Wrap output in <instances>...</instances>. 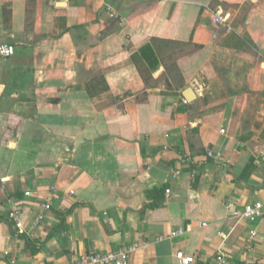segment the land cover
<instances>
[{
	"label": "crops",
	"instance_id": "0c3cea01",
	"mask_svg": "<svg viewBox=\"0 0 264 264\" xmlns=\"http://www.w3.org/2000/svg\"><path fill=\"white\" fill-rule=\"evenodd\" d=\"M1 43L0 264H264L230 216L264 202V0H0Z\"/></svg>",
	"mask_w": 264,
	"mask_h": 264
},
{
	"label": "built area",
	"instance_id": "2783aa9c",
	"mask_svg": "<svg viewBox=\"0 0 264 264\" xmlns=\"http://www.w3.org/2000/svg\"><path fill=\"white\" fill-rule=\"evenodd\" d=\"M217 22L220 24H227V18L223 15H218ZM229 28V27H228ZM15 54V46L10 43L0 44V56L9 57ZM224 132V130H222ZM212 155L211 152H209ZM179 172L175 171L173 178L178 176ZM73 193V191H71ZM171 192L170 188L166 189V193ZM30 192H26V195H30ZM49 203V202H48ZM48 203L41 205V213L38 216V221H42L46 218V211L49 207ZM23 210L21 208H13L8 213L9 221L20 231H24L22 225ZM230 216L235 218L246 219L249 223L254 224L258 220L264 217V202L255 201L253 203L247 204L243 209H232ZM202 225H207V223H202ZM187 229L181 227L172 231V234H179ZM225 239L227 235L220 233ZM258 236L256 229L250 230L248 237V245L251 246L254 239ZM137 247V244L132 246H121L115 250L102 251L99 249H93L87 253L82 254L73 264H130L131 251ZM177 258L181 260L184 264H192L196 260V255H186L184 251H178L176 254ZM215 261L219 264H228V260L223 250H219L215 256Z\"/></svg>",
	"mask_w": 264,
	"mask_h": 264
},
{
	"label": "water",
	"instance_id": "95a60500",
	"mask_svg": "<svg viewBox=\"0 0 264 264\" xmlns=\"http://www.w3.org/2000/svg\"><path fill=\"white\" fill-rule=\"evenodd\" d=\"M192 92H193V90L191 88H188L185 90L184 95H185V99L187 101H189L192 98Z\"/></svg>",
	"mask_w": 264,
	"mask_h": 264
},
{
	"label": "trees",
	"instance_id": "16d2710c",
	"mask_svg": "<svg viewBox=\"0 0 264 264\" xmlns=\"http://www.w3.org/2000/svg\"><path fill=\"white\" fill-rule=\"evenodd\" d=\"M200 264H208V263H200Z\"/></svg>",
	"mask_w": 264,
	"mask_h": 264
}]
</instances>
